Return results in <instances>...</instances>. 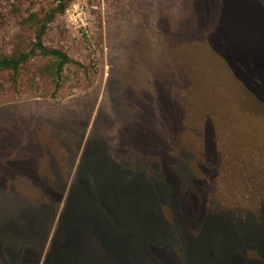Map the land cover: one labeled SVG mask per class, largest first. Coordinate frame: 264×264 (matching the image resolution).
Instances as JSON below:
<instances>
[{"label":"rangeland","instance_id":"obj_1","mask_svg":"<svg viewBox=\"0 0 264 264\" xmlns=\"http://www.w3.org/2000/svg\"><path fill=\"white\" fill-rule=\"evenodd\" d=\"M56 5L0 0V58ZM42 40L78 63L0 68V264H264V120L217 66L264 64V0H68Z\"/></svg>","mask_w":264,"mask_h":264},{"label":"trees","instance_id":"obj_2","mask_svg":"<svg viewBox=\"0 0 264 264\" xmlns=\"http://www.w3.org/2000/svg\"><path fill=\"white\" fill-rule=\"evenodd\" d=\"M56 3L57 5L46 14V18L42 22L41 27L37 32L36 41L34 43L33 48L29 51L22 52L15 56L0 58L1 69L12 70L13 72H17L24 63L28 62L33 57V55L42 54L45 56L55 57L59 60L57 65V75L60 78L65 65L69 63H78L75 59L70 58L66 53L62 52L61 50L48 48L47 46H45L42 40V36L45 33L49 22L53 21L57 15L65 12L68 0H56ZM244 54V52L236 48H232L227 57L217 62V66L219 68V72H221V80L229 82L233 78H235V89L229 88V92L232 91L235 100H237L235 107L239 111H242H240V113L245 116L244 118L249 119L253 123L251 119L260 121L264 120V78L263 80H261L262 77L259 75L260 71L264 73V64L261 66L258 61L257 63L253 62L251 64L246 65L247 61L244 57ZM232 74L234 76H232ZM241 84L243 89L248 86L251 87L249 95L252 96L253 100L259 103V107L262 108L256 109L253 107H249L248 105H242V101L244 99L241 97L240 92L237 91ZM258 87L261 90L256 89ZM245 91L243 90L244 94L247 95ZM6 249V246L0 247V255H2L1 253L4 252L3 250ZM25 255L26 256H22L24 257V259L31 260L32 254L29 251ZM13 256L17 257V252H13ZM65 258L66 256L63 255L61 257L60 255L57 259L59 261H57L56 264H59L61 262L64 263V261H66Z\"/></svg>","mask_w":264,"mask_h":264}]
</instances>
